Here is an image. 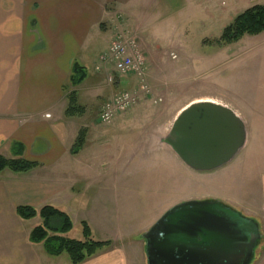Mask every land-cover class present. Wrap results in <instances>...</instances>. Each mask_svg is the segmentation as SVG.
<instances>
[{
    "label": "crops",
    "instance_id": "crops-1",
    "mask_svg": "<svg viewBox=\"0 0 264 264\" xmlns=\"http://www.w3.org/2000/svg\"><path fill=\"white\" fill-rule=\"evenodd\" d=\"M151 2L153 0H0V154L13 156L12 144L18 142L23 147L24 158L39 163L38 167L26 173L10 170L0 173V264H70L69 261L51 259L42 244L29 240L33 228L24 226L17 208L31 206L39 209L52 205L66 213L72 212L74 207L71 204L78 198L77 183L85 180L90 183L91 180L85 178L83 170L84 167H91V162L80 156L87 146L94 145L100 151L108 152L112 149L111 138L120 141L123 136L131 137L133 148L144 150L152 167L156 166L154 171H159L160 176L165 178L168 170L171 171L175 165L177 171L186 177L232 179L241 165L237 159L250 154L253 141L248 117L229 102L212 96L192 97L175 107L160 103L135 104L110 123L100 122L97 112L98 126L89 127L84 123L78 127V119L87 112L85 106L79 104V93L94 94L100 100V108L113 95V89L120 85L118 81L114 86H101L100 75L103 72L106 80V70L97 69L101 65L99 57L108 50L110 43L106 51L99 55V65L89 72L86 66L90 54L86 52L85 42L94 31L93 36L108 33L111 42L120 26L119 30L125 29L128 34L139 38L136 32H140L141 25L136 22L132 27L133 13L137 8L145 9ZM144 46L147 48L145 43ZM75 61L85 68L86 78L68 91L67 84ZM203 61V58L197 60V69ZM148 81L155 95L164 94L167 97L169 93L160 79L151 77ZM135 85L136 81L131 82L129 89ZM112 86L113 89L110 88ZM72 91L76 92V101L81 109L70 116L66 110ZM198 101H211L231 108L242 118L246 128L243 147L228 163L212 170L191 168L171 146L161 143L177 116L188 105ZM108 124L111 126H100ZM83 129L86 130L84 145L73 153L72 149ZM109 129H112L111 138H108ZM188 141L189 145L198 148L200 158L204 160L227 158V150L223 148L226 140H209L198 134ZM119 164L118 160L111 168L88 170L101 173L106 180L105 185L95 190L97 196L90 205L95 211L94 219L104 226L106 232L103 233L107 234L106 240L112 241V245L80 264H147L141 234L150 226L136 231L110 227L115 220L112 208H124L128 218L126 222L134 220L135 205L131 198L137 199L136 194L142 191V187L125 184L126 171L119 168ZM79 165L81 170L77 167ZM111 177H116V180L110 181ZM91 188L88 186V190ZM166 190L165 179L161 190L156 188L151 192L155 197L157 192ZM237 198L215 196L200 199L223 201L258 222L263 240L256 248L251 264H264V177L254 195V203ZM87 220L82 221L89 224L93 233V221Z\"/></svg>",
    "mask_w": 264,
    "mask_h": 264
},
{
    "label": "rangeland",
    "instance_id": "rangeland-1",
    "mask_svg": "<svg viewBox=\"0 0 264 264\" xmlns=\"http://www.w3.org/2000/svg\"><path fill=\"white\" fill-rule=\"evenodd\" d=\"M262 4L264 0H153L145 9L135 10L131 23L132 27L137 24L136 22L141 25L140 32L136 33L139 38L141 37L140 41L147 56L148 78L160 79L165 91L169 93L166 98L164 94H160L162 101L159 103L175 107L192 97L206 96L229 102L249 119L252 151L237 159L241 165L232 179L186 177L177 171L175 165L171 171L168 170L165 178L163 175L160 176L159 171H154L156 166L152 167L153 164L144 150L133 148L134 141L132 142L131 137L123 136L118 141L109 137L112 131L109 129L108 138H111L112 147L110 151L102 152L93 145L87 146L80 155L81 159H88L91 162V167L83 169L85 178L91 180L90 183L86 180L79 181L76 185L78 198L71 204L74 207L73 211L68 213L74 225L68 234L69 237L82 238V220L88 219L93 221V238L107 239V234L103 233L106 232L104 226L94 219L95 211L90 205L91 200L97 196L95 190L100 185H105L106 180L101 173H92L88 170L108 169L115 166L118 160L119 168L126 171L125 184L142 187V191L136 194L137 199L131 198L132 204L136 207L133 205L134 220L126 222L128 218L125 216L124 208L120 206L114 208L115 210L112 208L115 220L110 227H124L136 231L146 225L151 226L171 206L192 198L238 197L239 200L254 203V195L261 187L264 177V32L258 35H245L232 43H220V38L225 27L238 15L254 5ZM94 33L95 31L90 34L84 45L88 48L86 52L90 54L86 66L89 72L99 65L98 57L106 51L110 43L108 33L93 36ZM201 58L205 61L197 69V60ZM101 73V86H111L112 84L105 80L103 72ZM119 81L118 88L126 90L136 78L129 75L121 77ZM72 86L68 82L67 90H72ZM113 86L110 88L113 89ZM118 88H114L113 93L120 91ZM79 99V104L84 105L87 112L78 119V127L85 125L84 123L89 127L98 126L97 112L99 115L102 107L99 108V98L94 97L91 92L85 94L80 92ZM141 99L137 104L159 105L148 96ZM77 167L82 169L81 165ZM114 179L116 180V177H111L110 181ZM165 179L167 190L157 192L154 197L153 192L156 188L161 190ZM88 186L92 188L88 190ZM22 222L25 227L32 229L41 223V218L37 216ZM49 257L70 262L66 253L58 257Z\"/></svg>",
    "mask_w": 264,
    "mask_h": 264
},
{
    "label": "water",
    "instance_id": "water-1",
    "mask_svg": "<svg viewBox=\"0 0 264 264\" xmlns=\"http://www.w3.org/2000/svg\"><path fill=\"white\" fill-rule=\"evenodd\" d=\"M198 134L209 140H226L227 158H200L198 148L187 143ZM245 139V124L234 110L198 101L177 116L161 143L171 146L191 168L212 170L228 163ZM141 238L147 264H251L263 234L256 220L223 201L188 199L167 209Z\"/></svg>",
    "mask_w": 264,
    "mask_h": 264
},
{
    "label": "trees",
    "instance_id": "trees-1",
    "mask_svg": "<svg viewBox=\"0 0 264 264\" xmlns=\"http://www.w3.org/2000/svg\"><path fill=\"white\" fill-rule=\"evenodd\" d=\"M264 32V4L254 5L238 15L232 23L222 32L220 43H232L240 40L245 35H258ZM86 78V70L75 61L69 83L73 86L81 84ZM81 107L76 101V92L69 94V107L67 115H74ZM86 130L80 131L77 141L72 149L77 153L84 145ZM13 156L7 157L0 154V173L10 170L14 173H26L39 166L38 162L30 161L23 156V147L18 142L12 144ZM17 213L23 220H30L37 216L41 223L33 227L29 240L34 244H42L46 253L51 257H58L66 253L70 264H80L99 250L112 245L110 240H96L92 236L89 224L82 222V238H72L68 234L73 228L71 217L65 211L52 206L44 205L39 209L31 206H19Z\"/></svg>",
    "mask_w": 264,
    "mask_h": 264
},
{
    "label": "built area",
    "instance_id": "built-area-1",
    "mask_svg": "<svg viewBox=\"0 0 264 264\" xmlns=\"http://www.w3.org/2000/svg\"><path fill=\"white\" fill-rule=\"evenodd\" d=\"M99 61L101 65L97 69L106 70V79L109 84L129 75L137 79L134 88L113 93L102 105L99 112L100 122L110 123L116 116L137 104L142 96H148L154 103L162 101L161 96H155L148 82L147 56L136 35L117 30L108 50L100 55Z\"/></svg>",
    "mask_w": 264,
    "mask_h": 264
}]
</instances>
